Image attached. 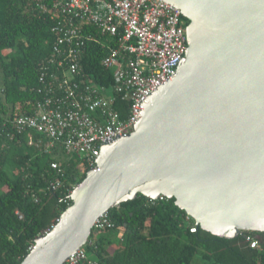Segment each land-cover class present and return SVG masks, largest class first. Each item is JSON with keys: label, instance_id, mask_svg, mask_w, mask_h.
<instances>
[{"label": "water", "instance_id": "obj_1", "mask_svg": "<svg viewBox=\"0 0 264 264\" xmlns=\"http://www.w3.org/2000/svg\"><path fill=\"white\" fill-rule=\"evenodd\" d=\"M186 20L173 75L139 104L19 264H64L95 222L141 195L173 199L201 230L264 232V0H161Z\"/></svg>", "mask_w": 264, "mask_h": 264}, {"label": "trees", "instance_id": "obj_2", "mask_svg": "<svg viewBox=\"0 0 264 264\" xmlns=\"http://www.w3.org/2000/svg\"><path fill=\"white\" fill-rule=\"evenodd\" d=\"M51 23L48 14L27 10L25 0H0V264L22 261L34 238L49 230L71 204L70 192L89 170L41 134L32 132L29 143L27 133L11 129L13 108L28 114V104L40 99L38 69L50 54ZM106 55L102 45L89 41L79 63L88 79L108 88L112 70L100 63ZM114 109L124 118V102L117 100ZM106 218L112 227L93 226L82 247L99 264H264V232L243 231L231 239L213 236L173 199L137 195L110 209Z\"/></svg>", "mask_w": 264, "mask_h": 264}, {"label": "built area", "instance_id": "obj_3", "mask_svg": "<svg viewBox=\"0 0 264 264\" xmlns=\"http://www.w3.org/2000/svg\"><path fill=\"white\" fill-rule=\"evenodd\" d=\"M25 5L48 14L53 41L38 69L40 99L28 104V114L13 108L11 129L27 133L29 143L32 132L41 134L50 146L59 144L65 154L93 169L106 137L130 133L138 121L136 110H143L139 104L174 74L187 47L186 23L176 7L161 0H25ZM89 41L107 50L100 63L112 70L108 88L96 85L81 69ZM117 100L126 104L124 118L114 109ZM50 166L58 168L57 163ZM94 227L109 229L112 224L104 214ZM64 264L99 262L80 248Z\"/></svg>", "mask_w": 264, "mask_h": 264}, {"label": "rangeland", "instance_id": "obj_4", "mask_svg": "<svg viewBox=\"0 0 264 264\" xmlns=\"http://www.w3.org/2000/svg\"><path fill=\"white\" fill-rule=\"evenodd\" d=\"M112 241H113V242H116V241H117V236H116V237H115V236L112 237Z\"/></svg>", "mask_w": 264, "mask_h": 264}]
</instances>
